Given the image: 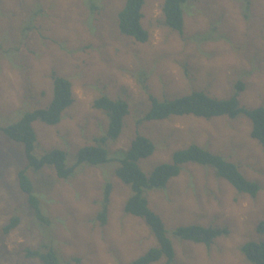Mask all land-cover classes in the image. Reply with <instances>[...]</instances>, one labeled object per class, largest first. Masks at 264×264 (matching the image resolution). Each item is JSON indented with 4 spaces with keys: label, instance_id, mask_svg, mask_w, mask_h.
<instances>
[{
    "label": "rangeland",
    "instance_id": "obj_1",
    "mask_svg": "<svg viewBox=\"0 0 264 264\" xmlns=\"http://www.w3.org/2000/svg\"><path fill=\"white\" fill-rule=\"evenodd\" d=\"M127 0H0V127L27 112L47 107L53 98V75L72 82L74 102L62 120L33 122L35 154L55 149L77 162L79 150L108 135L106 111L94 107L107 95L124 99L130 112L121 134L103 144L109 161L81 163L69 178L53 166L29 169L42 213L37 216L21 189L18 171L26 165L23 143L0 129V264H44L26 249L53 247L62 264L130 263L159 242L144 218L128 213L133 194L116 170L137 135L155 143L139 165L150 175L173 161L175 151L200 145L236 163L243 175L261 185L256 196L240 192L216 169L197 162L183 164L165 187L145 189L150 207L163 219L173 242L174 264H255L242 251L251 240L264 241V144L251 135V119L240 114L205 118L193 114L142 120L152 107L149 95L171 100L199 90L229 98L239 81V101L264 106V0H188L184 32L164 22V0H145L140 42L120 31L119 13ZM111 184L107 222L103 208ZM17 226L6 232L13 217ZM227 228L208 246L175 235L179 226ZM151 264H168L163 256Z\"/></svg>",
    "mask_w": 264,
    "mask_h": 264
},
{
    "label": "trees",
    "instance_id": "obj_2",
    "mask_svg": "<svg viewBox=\"0 0 264 264\" xmlns=\"http://www.w3.org/2000/svg\"><path fill=\"white\" fill-rule=\"evenodd\" d=\"M187 1L164 0L162 7L165 24L180 33L184 32V5ZM144 4L145 0H127L124 8L119 13L120 31L140 42H146L149 38V32L142 24ZM53 80V98L47 107L29 111L18 122L0 127L9 138L24 145L27 162L18 171V180L21 189L27 194L30 203L34 207L35 213L42 219L46 218L42 213L39 198L34 192L33 181L28 172L29 169L39 171L45 166H53L59 177L69 178L81 163L98 165L109 161L108 150L103 144L107 138H118L123 128L124 117L130 112L129 103L126 100L112 99L107 95H102L94 100L93 105L97 109L106 111L109 116L110 124L107 136L97 138L95 144L82 147L78 152L77 162L73 166L67 165V153L63 149L55 148L38 156L35 154L38 137L33 122L41 120L50 125L58 124L62 120L64 110L74 102L72 82L68 78L59 75H53ZM236 88L237 91L233 96L223 99L213 97L199 90L163 101L150 94L152 107L144 114L142 120L166 119L172 115L185 114L205 118L221 115L235 118L240 114H244L252 121V137L264 144V106L257 108L242 106L238 96L244 90V83L239 81ZM155 148V143L150 138L137 135L130 148L124 151V156L120 160L121 165L116 170L120 179L133 189V194L125 204V210L144 218L159 242L158 247L149 249L147 253L127 264H151L163 256L168 258V264H174L175 249L173 242L168 236L162 217L150 207L144 190L165 187L172 177H176L181 173L184 163L197 162L213 166L219 177L227 179L240 192L256 196L261 190V185L256 181L247 179L236 163L219 153H214L196 144L175 151L172 162L158 165L150 175H147L140 167L139 161L141 158L152 155ZM111 190L112 185L107 184L105 197L102 201L103 208L98 214V218L103 224L107 222ZM18 223L19 218L15 216L6 224L4 230L8 232ZM257 230L264 233V220L258 224ZM174 233L183 239L210 246L216 237L228 234L229 230L220 227L187 225L177 227ZM242 251L251 262L264 264V241H248L243 245ZM26 256L37 257L44 264H62L58 253L53 247L46 250L27 248Z\"/></svg>",
    "mask_w": 264,
    "mask_h": 264
}]
</instances>
